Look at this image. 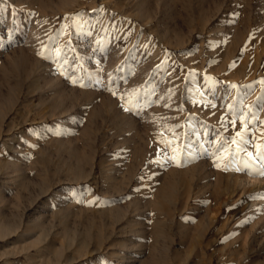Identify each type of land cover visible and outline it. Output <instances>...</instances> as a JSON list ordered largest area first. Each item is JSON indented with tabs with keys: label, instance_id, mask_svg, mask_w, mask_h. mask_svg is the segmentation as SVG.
Listing matches in <instances>:
<instances>
[{
	"label": "rangeland",
	"instance_id": "1",
	"mask_svg": "<svg viewBox=\"0 0 264 264\" xmlns=\"http://www.w3.org/2000/svg\"><path fill=\"white\" fill-rule=\"evenodd\" d=\"M261 82L264 0H0V264H264Z\"/></svg>",
	"mask_w": 264,
	"mask_h": 264
},
{
	"label": "bare ground",
	"instance_id": "2",
	"mask_svg": "<svg viewBox=\"0 0 264 264\" xmlns=\"http://www.w3.org/2000/svg\"><path fill=\"white\" fill-rule=\"evenodd\" d=\"M16 172V171H15ZM246 182H248V181H246ZM250 182V181H249ZM149 201V200H148ZM156 201V200H155ZM164 201V200H163ZM150 204V203H149ZM153 204H154V202H153ZM148 205V204H147ZM152 205V204H151ZM153 206V205H152ZM161 206V205H160ZM165 206V205H164ZM169 206V205H168ZM167 206V208H169ZM156 208V207H155ZM162 208V207H161ZM165 208V207H164ZM163 209V208H162ZM168 211H170V208L168 209ZM135 212V211H134ZM264 222V221H263ZM156 223V222H155ZM157 223L159 224H156L153 228L151 227V234L153 235V237H154V239H155V241L156 242H158V243H161L160 242V240H162V242H163V247H162V251H160V252H166V251H169V246H170V244H169V246L167 247L166 245H164V242H166L164 239H166V238H168L169 236H168V232L169 231H167V229L166 228H164V226H162V225H160V223L157 221ZM2 225V224H1ZM0 225V234H4L5 232H6V229L3 227V226H1ZM143 227V226H142ZM180 227V226H179ZM140 229V228H139ZM141 231H137V232H140V235L142 236V237H144V238H146L145 236H146V233L145 232H148V231H144V229H140ZM148 230V229H147ZM179 234L181 235V237L180 238H182L181 240L183 241L185 238H187L189 235H190V231L188 230V229H185V230H183V228L182 227H180L179 228ZM139 235V236H140ZM144 238H142V240L144 239ZM186 240L187 239H185L184 240V242H186ZM141 241V240H140ZM144 241V240H143ZM145 242V241H144ZM141 243V242H140ZM157 243V244H158ZM169 243H171V242H169ZM181 243H183V242H181ZM188 243V244H187ZM187 243H183V245L184 246H186L187 245V247L185 248L186 249V253H185V256H184V259L182 260V262L179 260V262H176V263H174V264H182V263H184V264H192V263H195V264H201V262H200V259L206 254H203L204 252L202 251V244L200 243L199 244V240H191V241H189V242H187ZM209 244H211V241L210 242H208L207 243V245H209ZM144 244H142L141 246H143ZM145 246V245H144ZM146 247V246H145ZM148 248V247H147ZM141 249H143V248H141ZM152 249V248H151ZM144 250H145V248H144ZM149 250H150V248H149ZM153 251H155V250H160V248H159V246L158 245H154V248L152 249ZM139 251H141L140 253H142V251L143 250H139ZM180 251V250H179ZM185 251V250H184ZM173 252H175V256H176V261H178L177 260V257H179L180 255H179V252H178V250L177 251H173ZM153 253V252H152ZM181 253V252H180ZM162 254H164V253H162ZM169 257H170V255L169 254H167ZM164 256V255H163ZM210 256V255H209ZM159 257V256H158ZM205 257V256H204ZM166 259H167V257H165ZM158 259V258H157ZM161 259H164V257L163 258H161ZM211 260L212 261H214V258L213 257H211ZM162 260H160V262H161ZM164 261V260H163ZM167 262H169V261H167ZM162 264H163V262H161ZM156 264H159L158 263V260L156 261Z\"/></svg>",
	"mask_w": 264,
	"mask_h": 264
},
{
	"label": "snow or ice",
	"instance_id": "3",
	"mask_svg": "<svg viewBox=\"0 0 264 264\" xmlns=\"http://www.w3.org/2000/svg\"><path fill=\"white\" fill-rule=\"evenodd\" d=\"M43 55V54H42ZM73 83H76V81H73ZM261 83H264V82H261ZM84 85H81V87H83ZM115 94V93H113ZM121 99H123L121 97ZM258 105L260 106L257 110H264V95L261 96L260 100L258 101ZM126 111H132L131 108H127L125 109ZM232 111H235V109H231ZM239 116L240 117H243L244 116V111L243 109L240 111L239 113ZM252 119H255V112L251 113L250 116H249V120H252ZM236 121L233 120V123H235ZM245 127H247V124H245ZM233 143H236L235 140L232 141ZM163 143V142H162ZM240 150L242 151H246V149H243L241 148ZM236 155H237V152L236 150L233 151L232 153V159L229 161V166L235 162V159H236ZM248 156L251 157L252 154L249 152L248 153ZM246 167L248 166L249 163H251L253 165V167L255 168V171L253 172L254 175H258V176H262L264 177V152H261L257 155V157H255L254 160L252 161H245L244 162ZM225 171L229 170L228 167H225L224 169ZM236 170H240V169H236ZM261 198H264V197H261Z\"/></svg>",
	"mask_w": 264,
	"mask_h": 264
}]
</instances>
